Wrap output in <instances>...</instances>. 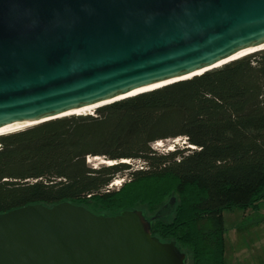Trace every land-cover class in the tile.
<instances>
[{"label":"water","instance_id":"obj_1","mask_svg":"<svg viewBox=\"0 0 264 264\" xmlns=\"http://www.w3.org/2000/svg\"><path fill=\"white\" fill-rule=\"evenodd\" d=\"M263 50L264 0H0V129L92 114L79 111ZM175 206L151 219L70 202L14 209L0 214V264H187L152 235Z\"/></svg>","mask_w":264,"mask_h":264},{"label":"trees","instance_id":"obj_2","mask_svg":"<svg viewBox=\"0 0 264 264\" xmlns=\"http://www.w3.org/2000/svg\"><path fill=\"white\" fill-rule=\"evenodd\" d=\"M176 139L183 147L154 149ZM171 198L175 211L153 223V237L176 242L191 264H228L224 213L264 201V50L92 114L0 136V214L70 202L151 219Z\"/></svg>","mask_w":264,"mask_h":264},{"label":"rangeland","instance_id":"obj_3","mask_svg":"<svg viewBox=\"0 0 264 264\" xmlns=\"http://www.w3.org/2000/svg\"><path fill=\"white\" fill-rule=\"evenodd\" d=\"M184 144V139L169 140L161 145L155 144L154 149L168 152L174 150L175 146L183 147ZM170 147L173 149L169 150ZM99 160L91 159L89 163L95 166L104 164ZM133 163L136 168H142V163ZM124 179H118L113 189H120ZM258 207L224 213L227 243L225 256L228 264H264V201ZM151 215L149 213V216ZM187 264H191L190 255Z\"/></svg>","mask_w":264,"mask_h":264},{"label":"bare ground","instance_id":"obj_4","mask_svg":"<svg viewBox=\"0 0 264 264\" xmlns=\"http://www.w3.org/2000/svg\"><path fill=\"white\" fill-rule=\"evenodd\" d=\"M256 50V49H255ZM255 50H251L249 52H252V51H255ZM249 52H246V53H249ZM245 54V53H244ZM244 54H241L240 57ZM238 57V56H237ZM191 76H188L187 78H190ZM79 113H93V108H88V109H85V110H81L79 111ZM20 129H23L22 127H11V128H6V129H0V136L2 135H6V134H10L11 132L13 131H20ZM180 140V139H179ZM162 142H159L157 143V145H161ZM192 147V146H191ZM194 148V147H193ZM173 147H170L169 150H172ZM123 162H126V163H129V161H123ZM102 163L106 164V165H113L115 164V162H106V161H103ZM117 185V184H115ZM114 185V186H115Z\"/></svg>","mask_w":264,"mask_h":264},{"label":"built area","instance_id":"obj_5","mask_svg":"<svg viewBox=\"0 0 264 264\" xmlns=\"http://www.w3.org/2000/svg\"><path fill=\"white\" fill-rule=\"evenodd\" d=\"M118 181H116L115 183H113L111 186H110V189H113L114 188V185L117 183Z\"/></svg>","mask_w":264,"mask_h":264}]
</instances>
